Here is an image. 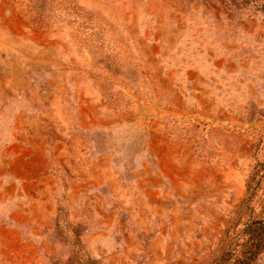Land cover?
<instances>
[{
  "label": "rangeland",
  "instance_id": "374dc122",
  "mask_svg": "<svg viewBox=\"0 0 264 264\" xmlns=\"http://www.w3.org/2000/svg\"><path fill=\"white\" fill-rule=\"evenodd\" d=\"M263 160L264 0H0V264H213Z\"/></svg>",
  "mask_w": 264,
  "mask_h": 264
},
{
  "label": "trees",
  "instance_id": "16d2710c",
  "mask_svg": "<svg viewBox=\"0 0 264 264\" xmlns=\"http://www.w3.org/2000/svg\"><path fill=\"white\" fill-rule=\"evenodd\" d=\"M264 181V160L259 162L248 182L249 200L258 212L242 223L239 230L230 233L227 246L213 264H255L264 253V199L260 186Z\"/></svg>",
  "mask_w": 264,
  "mask_h": 264
}]
</instances>
